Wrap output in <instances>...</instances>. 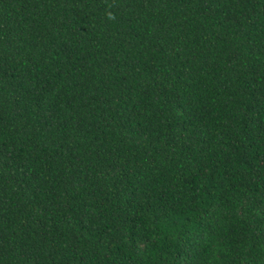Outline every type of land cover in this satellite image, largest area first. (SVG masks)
Returning <instances> with one entry per match:
<instances>
[{"label":"trees","instance_id":"1","mask_svg":"<svg viewBox=\"0 0 264 264\" xmlns=\"http://www.w3.org/2000/svg\"><path fill=\"white\" fill-rule=\"evenodd\" d=\"M0 264H264V0H0Z\"/></svg>","mask_w":264,"mask_h":264}]
</instances>
